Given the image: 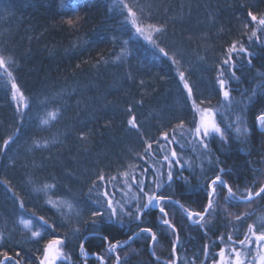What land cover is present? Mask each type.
I'll list each match as a JSON object with an SVG mask.
<instances>
[{
  "label": "snow or ice",
  "instance_id": "obj_1",
  "mask_svg": "<svg viewBox=\"0 0 264 264\" xmlns=\"http://www.w3.org/2000/svg\"><path fill=\"white\" fill-rule=\"evenodd\" d=\"M56 2L53 0L54 5ZM58 6L66 17L63 22L78 31L85 18L66 0H58ZM236 6L235 32L228 30L230 39L214 67L203 69L215 72L209 88L203 77L194 78L185 51L175 43H166L167 20L152 22L151 15L146 16L145 8L134 0H111L109 10L123 18L119 28L134 31L169 62L179 108L143 113L138 109L144 107L146 92L126 99L121 123L129 136L127 146L114 162L102 164L97 156L91 169L84 170L83 187L77 191L64 185L61 193L56 175L40 173L46 167L43 160H52L53 150L63 148L73 130L78 147L71 160L90 152L94 144L95 132L84 121H79L78 129L74 125L63 134L54 131L69 108L67 99L77 96L78 90L26 92L18 79L20 65L15 53L7 46L0 47V90L13 110L11 121L0 123V186L5 201L12 204L8 214H0V264H76L73 253L66 250L73 240L77 241L80 264H89L91 259L96 264H130L133 256L144 252L154 264H264V215L254 219L253 211L231 210L264 202V183L233 181L218 155L233 142L248 143L247 105L264 94V72L258 71L252 86L241 93V101L234 97L237 89L233 84L242 83L238 73L254 67L257 53L253 49H264V0H236ZM210 15L215 25V16ZM218 32L224 34L223 25ZM109 41L118 44L119 51L113 49L111 59L99 57L94 67H130L135 53L128 47L129 40L97 33L83 44L100 46ZM198 60L203 64L207 57ZM158 78L168 79L167 75ZM125 80L135 84L136 77L128 71ZM139 86L144 88L145 82L140 80ZM100 102L99 97L80 95L76 99L77 117ZM109 103L105 96L104 105ZM99 111L96 109L90 119L97 120ZM255 121L264 129V111ZM101 127H113L112 119L105 116ZM217 141L218 149L213 148ZM37 153L41 154L40 165L35 164ZM18 166L24 169L19 183L2 174ZM64 175L81 182L72 169H66ZM184 199L188 202H182ZM217 223L225 229L218 236L213 231ZM192 226L208 242L189 258L181 232ZM17 233L23 240L14 239ZM90 237L99 239L101 251H88ZM162 241L170 248L166 259L158 254L163 250ZM25 244L34 247L25 248ZM137 244L139 247H134Z\"/></svg>",
  "mask_w": 264,
  "mask_h": 264
},
{
  "label": "trees",
  "instance_id": "obj_2",
  "mask_svg": "<svg viewBox=\"0 0 264 264\" xmlns=\"http://www.w3.org/2000/svg\"><path fill=\"white\" fill-rule=\"evenodd\" d=\"M134 2L145 8V15L150 14L152 22L167 20L166 43L170 45L175 43L185 51L186 58L194 69V78L203 77L207 86L211 88L215 72H205L203 69L214 67L221 48L230 39L228 30L235 32L236 16L239 15L236 0H134ZM66 3L74 6L79 15L85 18L81 21L78 31L70 29L63 22L66 17L58 6V0L55 5L53 0H0V47L7 46L15 53L20 65L17 75L23 88L31 94H39L53 88H66L68 91L77 89L79 93L77 96L66 98L69 108L54 131L63 134L73 129L74 125L78 129L81 126L79 121H84L87 127L95 132L94 144L90 152L79 155L75 161L69 158L71 154L76 153L78 147L74 130L63 148L53 150L52 160H43L46 167L40 175H56L61 185V193L64 185L72 186L74 191L83 187L84 170L91 169L97 156L100 157L102 164H108L114 162L118 154L127 146L129 136L121 123L124 119L122 109L126 99H130L135 93L146 92L144 107L138 109L143 113L167 112L173 106L179 108V97L169 62L142 37L136 36L134 31L129 32L128 29L119 28L123 18L109 10L111 0H66ZM5 9L10 11H3ZM210 14L215 16V25L211 23ZM220 25L225 28L223 35L218 32ZM97 33L106 36L115 34L121 41L129 40L128 47L135 53L131 66L126 64L120 67L109 64L101 65L99 68L94 67L99 57L111 59L110 53L113 49L119 51V45L111 41L100 46L83 44V41L94 38ZM253 50L257 53V58L253 60L254 67L245 68L238 73L242 83L233 84L237 89L234 93L237 101H241V93L252 86L256 73L264 72V49ZM203 56H206L207 60L202 64L198 57ZM128 71L135 75V84L125 80V73ZM164 75H167V81L158 78ZM140 80L145 82L144 88L139 86ZM80 95L93 99L99 97L101 102L92 104L87 111H80L77 117L76 99H79ZM105 96L111 101L107 106L104 105ZM215 103L216 100L213 99V104ZM96 109L100 110L96 113L98 119L91 120L90 116ZM261 111H264V94L253 104L247 105L246 127L251 129L247 138L248 143L240 144L236 141L231 147L218 152L221 161L231 171V179L237 183L253 181L264 183V129H261L255 121V117ZM12 114L13 110L9 106L7 97L0 90V123L10 122ZM105 116L112 119L113 127L107 129L101 127ZM213 148H219L218 141ZM43 155L47 157V153ZM34 160L36 165H40L41 154L37 153ZM66 169H72L80 177L81 182L77 183L76 180L64 175ZM23 171L24 169L18 166L16 169H6L2 174L9 175L14 183H19ZM188 195L187 192L184 193L185 198ZM182 202L188 201L184 199ZM11 209V201H5L4 188L0 186V214L6 215ZM231 210L237 213L253 211L255 219L264 215V202H257L250 207L241 205ZM179 219L180 215L177 216V220ZM213 231L218 236L225 229L217 223ZM181 237L189 249L187 253L189 258L208 242V238L204 237L195 226L184 229ZM14 239L23 240V237L17 233ZM76 244L77 241L73 240L66 250L72 252L76 264H80ZM86 246L90 253L101 251L98 238L90 237ZM24 247L33 248L34 245L25 244ZM134 247H139V244ZM160 247L163 250L158 254L162 259H166L170 248L165 246L163 241ZM181 255L183 256V252ZM145 261L154 264L147 252L133 256L130 264H144ZM89 264L96 262L91 259Z\"/></svg>",
  "mask_w": 264,
  "mask_h": 264
}]
</instances>
